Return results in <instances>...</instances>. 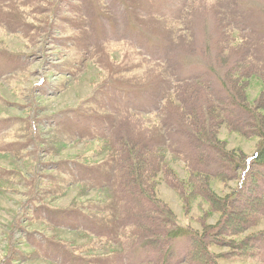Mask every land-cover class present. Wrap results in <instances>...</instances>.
I'll use <instances>...</instances> for the list:
<instances>
[{
    "label": "rangeland",
    "instance_id": "374dc122",
    "mask_svg": "<svg viewBox=\"0 0 264 264\" xmlns=\"http://www.w3.org/2000/svg\"><path fill=\"white\" fill-rule=\"evenodd\" d=\"M254 108L264 0H0V264H264Z\"/></svg>",
    "mask_w": 264,
    "mask_h": 264
},
{
    "label": "trees",
    "instance_id": "16d2710c",
    "mask_svg": "<svg viewBox=\"0 0 264 264\" xmlns=\"http://www.w3.org/2000/svg\"><path fill=\"white\" fill-rule=\"evenodd\" d=\"M246 71V70H245ZM245 75L248 77V79L254 77V74L249 73V72H245L241 74V77L244 79ZM231 91H233V89H231ZM252 112V116L256 119H258V123L259 125H257V130L255 132L254 135H259V137H263V146H262V151H257L256 153V160L258 162L264 161V128L261 129L260 127L264 126V121H262V115L258 116L256 113L255 108L253 110H251ZM214 118L217 119L216 113L214 114ZM211 119H209L210 121ZM215 126L218 128L219 126L215 123ZM259 127V129H258ZM200 133V131H199ZM130 151H132V149H130ZM259 156V157H258ZM131 159L132 157H130L127 161H128V165L131 163ZM135 163H137V167H141V162L136 161ZM131 171H136L134 169H132ZM135 178H134V182H136L137 184H139V182L142 180L143 178V173L141 174V172L136 171ZM146 176L149 178V175L146 174ZM244 181H240L239 185H243ZM258 190H256L257 192ZM203 191L201 189L198 190V193L203 195L202 193ZM251 192L252 194L255 193V189L251 188ZM251 195V194H250ZM206 197L212 207V210H221L225 213H227V205H225L223 198H221L219 196V194L217 192H214L213 190H211L210 188H206L205 191V195H203V197ZM205 200V199H204ZM224 200L227 202V204L229 203V201L231 200V195L228 194L227 197L224 198ZM262 197L258 195V193L256 194L255 197H253V199L251 200V204L250 207L251 209H248L246 207L241 208V217L243 218V220L245 219L246 221L249 222H255V218L257 217L256 214L258 213V218L260 215V211H259V204L261 203ZM162 208V207H161ZM164 208V207H163ZM228 213H229V209H228ZM232 213V211L230 212V214ZM227 215L228 217L230 216ZM227 217V218H228ZM223 219H225L222 216ZM234 220V219H232ZM226 220H223V222L225 223ZM162 223L163 224H169L172 226L173 230L170 234V238L174 239V238H180L183 236H187L188 239H192L193 240V249L189 255L190 258L194 257L197 259L198 264H209V260L207 258V256L209 255V251L207 249H209L213 243V241L216 240V238L214 236H219V235H226L227 232H231V233H236L241 229V225L239 223H236L235 226L231 227L230 229H223V231H212L211 233L208 232L212 227H214V225L208 224L204 226V229H194L191 225L190 222L187 220H181L176 218L175 216L170 215L167 211H165L164 208V216L162 218ZM220 223V222H219ZM234 223V221H233ZM216 225V224H215ZM215 239V240H214ZM188 257V258H189ZM187 257H185L186 259ZM188 258L185 260V262L187 263ZM182 260V262L184 261ZM181 262V263H182ZM180 263V264H181Z\"/></svg>",
    "mask_w": 264,
    "mask_h": 264
}]
</instances>
